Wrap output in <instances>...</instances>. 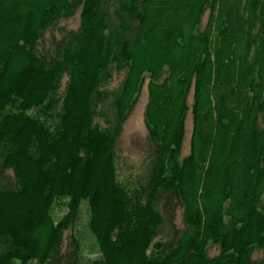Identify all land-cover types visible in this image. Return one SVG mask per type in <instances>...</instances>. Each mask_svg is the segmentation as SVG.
Segmentation results:
<instances>
[{"label":"trees","instance_id":"16d2710c","mask_svg":"<svg viewBox=\"0 0 264 264\" xmlns=\"http://www.w3.org/2000/svg\"><path fill=\"white\" fill-rule=\"evenodd\" d=\"M79 9L80 27L39 52L46 29ZM114 69L125 76L102 126L95 102ZM147 79L154 163L129 188L115 147ZM263 118L264 0H0V163L18 182L0 188V264H52L83 202L100 254L87 264H264ZM161 192L184 208L187 228L170 242L157 240Z\"/></svg>","mask_w":264,"mask_h":264},{"label":"rangeland","instance_id":"374dc122","mask_svg":"<svg viewBox=\"0 0 264 264\" xmlns=\"http://www.w3.org/2000/svg\"><path fill=\"white\" fill-rule=\"evenodd\" d=\"M81 9L77 10L72 16L60 18L54 25L46 29L37 44V50L44 54H54L60 45L62 39L71 30H77L81 22ZM116 11L112 9L111 14L113 20L116 19ZM209 18V11L203 17L202 28L206 26ZM112 78L103 84L101 90L109 92L107 98H96L95 121L102 126H107L108 120L114 116L112 107L113 97L112 91L117 89L124 76V71L113 70ZM68 76L62 80L60 95L64 93ZM148 79L139 95L138 101L129 115L122 123V130L117 139L115 147V165L118 180L129 188H136L141 184H145L149 179L151 167L154 163L155 145L149 137L148 128L145 121V111L148 103ZM194 101V90L191 89L188 95L189 112L185 120V133L183 137L181 159L189 156L192 151L194 117L191 107ZM264 127V118L261 121ZM0 163V188H18V182L14 172L11 169L5 170ZM182 203L172 195L171 192H161L156 200V206L163 215L164 224L162 225L157 240L170 242L177 238V234L187 228L184 223V208ZM262 208L264 209V193L262 196ZM67 200H59L53 208V217L56 221L61 220L68 213ZM90 213L88 205L83 202L77 219L72 223L63 234L60 248L54 258L52 264H68L74 259V251L78 253V263L87 264L90 259L98 258L99 251L95 238L89 228ZM77 247V249H76ZM3 246L0 242V250ZM207 252L210 256L219 253V246L209 244ZM253 259L262 257L261 250H255L252 255Z\"/></svg>","mask_w":264,"mask_h":264}]
</instances>
